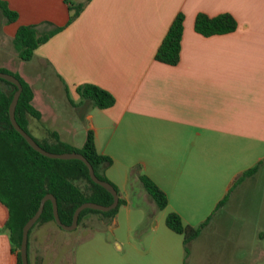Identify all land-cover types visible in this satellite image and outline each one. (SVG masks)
Segmentation results:
<instances>
[{
	"label": "crops",
	"instance_id": "1",
	"mask_svg": "<svg viewBox=\"0 0 264 264\" xmlns=\"http://www.w3.org/2000/svg\"><path fill=\"white\" fill-rule=\"evenodd\" d=\"M3 1L16 18L5 22L0 14V68L29 84L31 105L40 114L39 119L28 120L27 129L34 137L32 131L48 138L51 130L59 138L63 133L72 139L74 127L55 126L50 104L55 96L53 83L65 98L68 95L77 103H68L78 108L72 114L85 121V132L92 131L96 151L111 158L104 175L124 200L111 223L122 207L130 206V193L140 194L133 190L134 184L129 185L138 181V173L164 192V217L172 211L191 226L186 210L202 211L195 213L200 222L210 215L211 224L225 216L236 217L231 213L239 205L234 195L245 186L256 190L255 179L264 162V0ZM78 4L80 11L67 23ZM177 12L183 14L179 58L167 65L155 60L154 53ZM197 12L229 13L236 27L228 33L200 35L193 30ZM20 25H34L37 34L54 26L61 29L23 61L11 42ZM82 83L109 92L113 104L99 109L82 102L75 92ZM86 103L87 110H81ZM257 163L252 174L236 181ZM224 196L223 204L213 211ZM142 197L154 210L148 195ZM7 214L0 202V264H16L4 229ZM152 217L153 226L145 231L141 249L134 247L128 264H184L181 235L157 227L160 215L157 218L152 212ZM253 220L255 225L260 217ZM207 226L189 242L185 264H243L258 259L250 254L241 258L233 250L225 256L208 252L200 240ZM59 228L43 222L30 229L28 264H45L40 248L57 236Z\"/></svg>",
	"mask_w": 264,
	"mask_h": 264
},
{
	"label": "trees",
	"instance_id": "2",
	"mask_svg": "<svg viewBox=\"0 0 264 264\" xmlns=\"http://www.w3.org/2000/svg\"><path fill=\"white\" fill-rule=\"evenodd\" d=\"M81 6L78 4L72 9L67 23L78 14ZM0 14L5 22H12L16 18L15 12L8 9L3 0H0ZM182 21L183 14L177 12L155 50V60L167 65L177 63ZM235 27V19L226 12L213 16L197 12L193 18V30L203 36L228 33L233 31ZM60 29L61 27L54 26L46 32L37 34L34 25L18 26L11 38L17 57L23 61L29 60L34 49ZM0 71L13 75L21 85L14 108L16 123L40 147L47 151L54 153L74 151L80 153L90 163L94 175L99 180L110 183L116 190L115 186L104 175L105 168L111 164V158L96 151L92 131L86 130L80 147H75L62 141L55 131H47L48 139L39 141L27 129L29 119H39L40 117L38 110L31 105V87L18 74L4 68H0ZM14 90L15 86L12 83L0 78V202L6 207L8 213L4 222V229L8 234L11 251L16 256V264H20L18 248L21 227L34 213L40 198L44 194L50 193L53 195L56 201L58 218L65 225L70 223L74 209L82 202L89 201L108 205L112 201V196L89 178L87 168L82 161L78 159L48 158L33 150L26 143L20 134L14 130L8 119L7 109ZM65 92L67 95L66 88ZM75 92L82 102H88L95 108H106L114 102V98L109 92L92 83L77 85ZM67 98L73 106L77 105V103L71 102L68 95ZM258 165L259 163L243 171L236 178V181L252 174L258 168ZM134 168L138 169L139 166ZM137 178L155 207L162 209L167 202L164 192L145 174L138 173ZM225 199L226 196L218 201L213 211L217 210ZM123 203L124 200L118 197L117 205L107 211L84 208L78 213L76 226L87 215H98L102 218L111 219L118 207ZM209 217L210 215L197 225L191 226L183 224L177 213L172 211L166 213L164 217L165 226L182 237L184 264L189 252V242L199 234ZM43 222H50L56 226L53 221L49 200L43 203L42 210L36 221L28 229L27 235L34 225Z\"/></svg>",
	"mask_w": 264,
	"mask_h": 264
},
{
	"label": "rangeland",
	"instance_id": "3",
	"mask_svg": "<svg viewBox=\"0 0 264 264\" xmlns=\"http://www.w3.org/2000/svg\"><path fill=\"white\" fill-rule=\"evenodd\" d=\"M52 88L55 90L53 92L55 96L50 104L54 115L56 114L57 125L55 126L75 128V136L72 139L69 140L68 135L63 133L60 138L66 142H73L76 144L75 147H79L85 137V131L82 129L85 121L79 120L76 115L72 114V111L78 108L75 109L68 104L69 99L64 97L63 92L56 89L54 83ZM88 107L86 103L81 110H87ZM95 111H97L95 108L89 109V112L96 113ZM41 127L46 128V125L43 124ZM32 133L39 141L48 139L33 131ZM255 180L254 184L258 185L256 190L251 192L249 187L245 186L241 193L234 195L233 201L239 204L231 210V213L237 214L234 219H228L225 216L214 224H211L208 219L206 223L208 226L200 238L205 243L208 252L218 251V255L225 256L233 250L241 258L248 254L258 257L250 262L244 260L243 264H264V238L262 237L264 235V162ZM129 185L133 186V190L135 188L137 192H141L140 194L130 193L131 204L125 210L124 207L121 208L115 223H111L107 218H98L96 215L88 217L87 215L72 230L59 228L60 232L57 236L50 239L48 245L45 244L40 248L45 264H128L134 247L141 249L145 231L153 226L155 218L152 217V212L156 213L157 218L160 215L157 227L159 225L165 227L163 210L156 207L152 210L149 200L143 199L142 195L146 192L139 180ZM258 204L260 207L257 208ZM138 208L141 209V213L137 210ZM197 212L202 211H184L192 219V226L200 222L195 215ZM247 215H250L249 221ZM256 217H260V220L254 225L253 218ZM238 239L242 241L241 244L236 242Z\"/></svg>",
	"mask_w": 264,
	"mask_h": 264
},
{
	"label": "water",
	"instance_id": "4",
	"mask_svg": "<svg viewBox=\"0 0 264 264\" xmlns=\"http://www.w3.org/2000/svg\"><path fill=\"white\" fill-rule=\"evenodd\" d=\"M0 78L4 79L10 83H12L15 86V90L12 93L11 100L8 105V119L11 124V126L16 130L20 136L26 141V143L35 151H37L39 154L48 157V158H56V159H78L84 163V165L87 168L88 176L89 178L96 184L100 185L103 187L107 192H109L112 196V201L108 205H101L89 201L82 202L79 204L73 211L72 216H71V221L68 225L62 224L58 218L57 215V209H56V201L55 198L53 197L52 194L46 193L44 194L38 203V206L34 213L24 222V224L21 227V237H20V243H19V248H18V256L20 260V264H28L27 261V232L28 229L32 226V224L36 221L38 218L41 210L43 203L46 200H49L51 203V211H52V217L54 223L60 227L63 230H72L75 228L76 223H77V216L80 210L84 208H90V209H95L99 211H107L112 208H114L117 205V200H118V195L116 193V190L113 188V186L106 182L99 180L93 173V169L90 165V163L78 152H62V153H54L47 151L40 147L15 121L14 119V108L15 104L18 98V95L21 90V85L19 81L11 74L2 72L0 71Z\"/></svg>",
	"mask_w": 264,
	"mask_h": 264
}]
</instances>
